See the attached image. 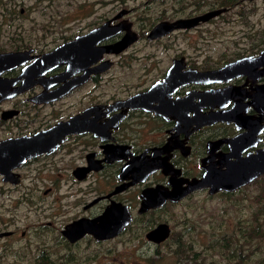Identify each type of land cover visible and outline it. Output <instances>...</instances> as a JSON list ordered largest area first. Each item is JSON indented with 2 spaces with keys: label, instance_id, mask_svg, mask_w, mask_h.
Masks as SVG:
<instances>
[{
  "label": "rangeland",
  "instance_id": "obj_1",
  "mask_svg": "<svg viewBox=\"0 0 264 264\" xmlns=\"http://www.w3.org/2000/svg\"><path fill=\"white\" fill-rule=\"evenodd\" d=\"M215 2L221 4L217 0H0V53L47 51L130 11L124 19L140 38L119 56L108 57L115 64L104 72L101 89L94 93L98 96L89 97L90 85L86 97L82 92L68 101L74 113L95 100L110 102L155 85L166 77L174 60L184 63L181 57L192 69L206 72L220 69L226 59L261 50L264 0H234L231 11L199 29L177 31L157 41L147 39L157 23L212 10ZM24 99L5 104L6 109L25 106L24 115L9 124L26 126L33 121L28 111L34 108L24 105ZM65 178L55 174L56 181ZM245 187L234 197L212 199L196 193L177 207L168 205L143 221L137 219L117 241L88 240L75 248H68L61 235L68 221L67 205L75 195L77 200L85 199L97 187L47 195L14 192L0 210V232L17 233L0 240V264H47L48 259L50 264H264V174ZM9 195L0 193V206ZM160 221H167L172 234L156 247L141 238L148 226ZM133 248L137 255L131 258Z\"/></svg>",
  "mask_w": 264,
  "mask_h": 264
},
{
  "label": "flooded vegetation",
  "instance_id": "obj_2",
  "mask_svg": "<svg viewBox=\"0 0 264 264\" xmlns=\"http://www.w3.org/2000/svg\"><path fill=\"white\" fill-rule=\"evenodd\" d=\"M199 1L204 2L205 0ZM217 2L220 1L217 0ZM224 3L228 6L219 8L220 5L217 6L215 2L212 6V10L225 9V12L220 16L228 13L231 11L230 5L234 3V0H224ZM209 11L211 10L188 17L193 18L201 16ZM181 18L173 20L168 19L166 21H174ZM123 20L125 19L115 21L114 24H118ZM212 20L196 27V29L210 23ZM159 23L154 25L152 29ZM94 28H96V26ZM191 30H181L180 32ZM85 33H81L79 35H83ZM171 34L165 37H168ZM79 35H76L69 40L66 39L63 43L72 41ZM123 36L124 33L117 36L115 39H110L101 43L99 47L111 45L122 39ZM56 47L47 51L30 48L27 50L10 51L7 53L24 54L25 52H28L29 54H27L26 58L29 60L30 57L41 56L44 53L54 50ZM262 52H264V44L262 45L261 50L248 56L257 57L261 55ZM117 56L119 55L104 54L97 63L91 66L90 69H98L104 62L108 61V57ZM244 57L247 56L239 54V56L231 58L230 60L226 59L224 62L227 63L222 65L221 68ZM181 58H184L185 64L183 71L191 70L192 68L186 62V58ZM28 64H30V62L27 63V65ZM114 64L115 62H111L108 69L110 70ZM174 65L175 63L172 66ZM26 68L25 64L19 66L12 71L5 72L2 75V78L16 79L22 75V72ZM79 70V68H69L67 63L60 65L59 67L47 72L44 76L37 75L34 77L32 80L34 83L33 86H26L27 83L24 84V87L28 88L25 92L12 99L3 101L0 104V144L8 139L33 136L39 132L47 131L60 122H67L73 117L83 114L88 109L105 105L110 106L116 101L126 100L133 94H128L123 98H116L113 101L106 103L97 102L95 100L91 104L82 108L80 111L72 113L71 107L73 105L69 104L68 101L82 92L84 93L83 97H86L87 88L90 85H92L93 88L90 90L89 97L98 96L94 93L101 89V79L105 74L104 72L93 73L83 84L75 85L78 84L85 76L84 72ZM164 79L161 78V80H157V82L163 81ZM22 83L23 81L19 82L15 85V87H20ZM74 85L75 87L67 92V88ZM262 86H264V76L258 79L243 76L235 77L229 82L224 81L212 84H186L185 86L180 87L174 94L171 95L172 98L168 99L166 104L170 106L171 109H176L178 111V117L184 118L183 111L187 109L189 113L186 115L188 117L184 118L185 125L180 123L177 124L178 122L175 120H168L163 115H157L150 111H144L143 109H130L127 111L123 109L108 113V109L104 108L101 113L96 112L99 113L98 115H94V113L90 117L91 129L89 132L70 135L52 154L28 160L26 163L21 164L18 168L10 172H6L3 176L0 175V193L10 194L4 199L0 206V210L6 206L7 201L12 198V194L14 192H40L47 195L49 193L67 191V188L76 192L81 188L94 185L97 187L96 191H92L91 193L85 195V199L82 200H77V195H75L74 197H76V199L74 202L67 205L68 221L62 228L61 235L67 241L68 248H75L82 242H86L88 240H92L96 244L117 241L123 238L122 236L131 230L133 223L137 221V219L139 221H143V219L147 216L164 209L168 205L177 207L196 193H205L208 198L212 199L222 196L234 197V195L238 192H243L246 188L245 186L247 185L233 191L222 188L235 187L242 181V179L237 176H233L230 179H218L217 177L212 180L208 179V188L191 192L179 202L167 200L161 206L151 207L155 204H162L159 202H161V198L165 195V190L170 192L183 191L188 186L184 183L186 180H201L207 173L211 176L218 171H227L228 166L235 169L238 163V159L235 156L247 158L249 155H257L258 152L264 151V100H262L263 103L261 102L258 105L256 102L257 100L254 98L256 91ZM151 87L143 89L140 92H146ZM232 87L241 89L236 90V92L233 93L231 90ZM4 90L5 89H0V91ZM242 91H245L243 96L240 95ZM206 92L209 94L206 95ZM226 92L232 93L234 95V99L230 101V98L227 97V99L223 102L220 98L222 95H225ZM196 93H199V96H202L203 99L200 97L195 98ZM54 96L58 99L44 102V100ZM21 97L25 98L23 101L24 105H31L34 108L32 112L28 111V114L33 118V121L26 126H24L22 122L9 124L17 122L15 119H20V117L24 115L22 107L25 106H21L20 108L16 106L15 108L6 109L5 104L8 103V101ZM218 104H224L226 107H215ZM205 105H207V107H204ZM235 105H237L241 111V114L237 117V119L245 115L249 118L248 123L240 120L239 122L220 121L217 123L203 125L200 128L198 127V125L208 122L205 120L214 119V117L230 119L231 117L227 114V112L232 110ZM48 107L50 109H48ZM192 109L194 111H192ZM8 110L17 111V114L12 119L4 120L3 112ZM121 116L123 119L120 123L116 124L117 127L111 128L109 129L110 131L105 132L104 127L109 126L110 120L113 117ZM239 126H241V128H239ZM247 126L249 128H247ZM241 135H246L247 140L244 142H238ZM242 145L244 150L241 151ZM142 154H145L146 157V172L153 168L154 160L158 161L160 167L152 174L148 176L145 175L143 179L144 181L132 184L136 181L137 177L127 175L128 178L126 179L125 176L127 172L125 173L124 169L128 162L133 159L132 155L138 157ZM169 164L173 166L172 170L162 167L163 165L167 166ZM57 172L64 174L66 178L62 181H56L55 174ZM152 181L156 182L152 183ZM233 182H235V184ZM158 187H161L162 189H159L157 192H153L150 196H148L146 207L151 206L148 211H145L142 209L144 192L147 190H155ZM117 190L120 191L117 192ZM212 190L219 191L211 194ZM115 204H122L127 207L129 213L131 214V222L122 229L119 235L107 237L109 233H97L96 236L92 234H85L83 237L74 242L63 235L62 232L66 226H69L81 219L95 220L101 217L108 208ZM119 214L125 217L126 213L121 211ZM49 225L51 226L52 224ZM161 225H167L170 228L167 221L155 222L148 226V230L141 239L154 244L156 247L165 244L169 238L161 244H156L147 239V235ZM2 233H10L9 236L4 238H14L17 231L0 232V234ZM23 236H25V233ZM97 238L103 239L98 240ZM134 251L135 250L133 248L131 258L137 255ZM112 252L114 253V249ZM45 255L48 256L47 254ZM67 257L71 259L72 256L67 255ZM129 260L131 259L129 258ZM46 262L47 264L51 263L50 259Z\"/></svg>",
  "mask_w": 264,
  "mask_h": 264
},
{
  "label": "water",
  "instance_id": "obj_3",
  "mask_svg": "<svg viewBox=\"0 0 264 264\" xmlns=\"http://www.w3.org/2000/svg\"><path fill=\"white\" fill-rule=\"evenodd\" d=\"M224 12L225 9L211 10L201 16L193 18H181L174 21H162L151 30L148 35V39L157 40L175 31L194 29L220 16ZM128 13V10H124L118 13L113 19L104 22L103 24L92 29L91 31L83 35H79L72 41L63 43L60 46L56 47L54 50L44 53L41 56L30 57L29 60L26 58L27 54H29L28 52H25L24 54L7 52L0 53V89H5L4 91H0V104L5 100L12 99L17 95L28 90V88L24 87V84L27 83L26 86H33L34 83L32 82V80L37 75L44 76L47 72L66 63L68 64L69 68H79V71L84 72V78L81 79L80 82L75 85L83 84L86 79H88L93 73L105 72L110 67L111 61L104 62L98 69L90 68L92 65L97 63L104 54L120 55L139 39L138 34L133 31L132 24L128 20L125 19L119 22L118 24H114L115 21L124 19V17L128 15ZM123 33L124 36L117 42L111 45L99 47L101 43L113 39ZM29 62L30 64L27 65V63ZM174 63L175 65L168 72L167 77H165L163 81L157 82L146 92L142 91L127 98L126 100L116 101L110 106L105 105L99 106L97 108L88 109L83 114L73 117L67 122H60L51 129L39 132L33 136H23L3 141L0 144V175L3 176L6 172H10L18 168L21 164L26 163L28 160L43 155L52 154L66 141L67 137L70 135L83 134L89 132L91 129L90 117L94 113V115H98L99 113L96 112L101 113L103 111L102 109L104 108L108 109V113L123 109L126 111L130 109H143L147 112L150 111L157 115H163L168 120H175L176 122H178L177 124L180 123L182 125H185L184 118H187L188 116L186 115H188L189 113L187 109L183 111L184 118L178 117V111L176 109H171V107L166 104L167 100L172 98L171 95L174 94L175 91H177V89H179L180 87L185 86L186 84H212L224 81L229 82L235 77L247 76L249 78L254 77L255 79H258L264 76V52H262L261 55L257 57L247 56L237 61H234L218 70H210L206 72H199L198 70L194 69L183 71V69L185 68V64L182 60H176ZM24 64L27 68L22 72V75L20 77L16 79L2 78V75L5 72L12 71L15 68ZM21 81H23L21 86L15 87V85ZM75 85L70 88H67V92L73 87H75ZM240 89L241 88L236 87L231 88L233 93H235L236 90ZM244 93L245 91H242L240 95L243 96ZM208 94L209 93L206 92V95ZM231 94L232 93L230 92H226V94L222 95L220 99H222L224 102V100L229 97L231 101L234 99V95ZM198 97L203 99L202 96H199V93H196L195 98ZM254 98L257 100L256 102L258 105L262 102V100H264V86L259 87V90H257L254 94ZM55 99L58 98L54 96L52 98L44 100V102H48ZM224 106V104H218L215 107L224 108ZM204 107H207V105H205ZM192 111L194 110L192 109ZM16 114L17 111L14 110L4 111L3 119H12L13 117H15ZM227 114L230 115V119L214 117V119L205 120L208 121L206 123H200L201 125H198V127L200 128L203 125L217 123L220 121L239 122L240 120L246 123L249 122V118H247L245 115L237 119V117H239L241 114V111L237 105H235L232 110H229ZM122 119V116L113 117L110 120L109 126L104 127L105 132L110 131L109 129L111 128L117 127L116 124L120 123ZM239 128H241V126H239ZM247 128L249 127L247 126ZM246 140V135H241L238 142H244ZM242 150H244L243 145L241 151ZM132 157L133 159L128 162L124 169L125 173L127 172L125 176L126 179L129 175L137 177L136 181L132 184L138 183L139 181H144L143 179L145 175L148 176L152 174L160 167L158 161L153 159V168L146 172L145 154H142L138 157L132 155ZM235 157L238 159V163L235 169H232L231 166H228L227 171H218L211 176L209 173H207L201 180H186L184 181V183H186L188 186L183 191L170 192L165 190L166 193L161 198V202H159L162 204H155L153 206H150H161L167 200L179 202L191 192L208 188V179L212 180L216 179L217 177L218 179H230L233 176L241 178L242 181L237 186L222 188L229 191H233L249 183H252L258 177L264 174V151L258 152L257 155H249L247 158H240L239 156ZM162 167L171 170L173 169V166L171 164L167 166L163 165ZM233 183L235 184V182ZM159 189L162 188L158 187L155 190H147L144 192V201L142 209H144L145 211H148L150 209V206L146 207L148 196H150L153 192H157V190ZM219 190H212L211 194H214ZM118 191L120 190H117V192ZM121 211L126 213L125 217L119 214ZM130 222L131 214L129 213L128 208L123 206L122 204H115L108 208L107 211L101 217L95 220L81 219L79 221H76L71 225L66 226L62 233L66 238H69L72 242L80 239L85 234H92L96 236L97 233H109L107 237H114L116 235H119L122 229ZM170 234L171 229L169 228V226L161 225L158 228L152 230L147 235V239L156 244H161L169 238ZM9 235L10 233H2L0 234V239ZM97 239L102 240L103 238Z\"/></svg>",
  "mask_w": 264,
  "mask_h": 264
},
{
  "label": "trees",
  "instance_id": "obj_4",
  "mask_svg": "<svg viewBox=\"0 0 264 264\" xmlns=\"http://www.w3.org/2000/svg\"><path fill=\"white\" fill-rule=\"evenodd\" d=\"M218 1H220V2H221V4H220V7H219V8H221V7H223V6H228V5H226V4L224 3V0H218Z\"/></svg>",
  "mask_w": 264,
  "mask_h": 264
}]
</instances>
